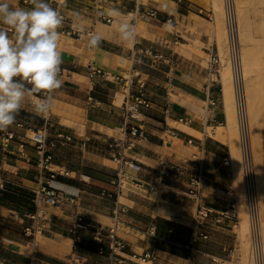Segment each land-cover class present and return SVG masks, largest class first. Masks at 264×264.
<instances>
[{
  "label": "crops",
  "instance_id": "obj_1",
  "mask_svg": "<svg viewBox=\"0 0 264 264\" xmlns=\"http://www.w3.org/2000/svg\"><path fill=\"white\" fill-rule=\"evenodd\" d=\"M58 1L61 12L71 24L85 31H104V40L99 47L90 48L87 36L76 39L60 35L58 50L62 53L61 65L66 76L62 78V87L51 94L50 110L43 116L35 114L34 99L29 98L20 111L41 120V126L34 125L36 130L48 132V126H56L72 134L73 142L80 144L83 152L82 162L72 166L69 161L61 159L60 149L54 148L51 165L68 170L70 174L58 175L49 181L39 165L41 153L38 149L31 144L20 147L27 128L16 124L8 128L16 135L6 150L1 148L4 139L3 131H0V258L5 259L0 264L30 262L32 249L23 229L32 221L25 215L35 211L34 191L42 183L78 196L82 215L104 226H109V221L111 223L115 206L124 208L118 232L129 246L130 257L147 251L155 253L152 260L142 264H231L221 254H211L206 246L207 240L199 243L200 253L194 261L189 260L191 251L187 247L196 210L195 202L186 194L191 171L186 168L184 172L167 178L163 184L158 182L161 160L181 163L196 155L203 170L202 191L215 212L225 210L229 201L217 192V188L234 190L235 187L230 147L227 142L209 134L210 129L224 125L227 120L224 88L209 82V67L193 70L189 60L177 56L174 34L167 29L168 16L175 17L179 9L182 16L189 14L198 3L181 0L179 5L177 0H148L146 5L142 0L147 7L160 11L158 19L147 20L142 16L143 7L130 0ZM9 2L16 7H31L21 0ZM98 5L115 8L124 15L129 11L135 15L132 19L135 29L140 27L142 34H137L133 44L121 43L113 25L96 20L93 10ZM205 44L207 54L216 52L215 44ZM140 47L171 56L172 62L168 64L146 58L138 54ZM90 64L115 75L129 77L135 74V81H146L152 100V107L143 115L145 138L137 139L130 153L142 164L143 171L136 173L125 168L121 188L114 184L119 181V166L111 159L109 142L124 123L125 113L120 100L114 99V93L121 90L123 83L102 77L92 79ZM211 100L217 101V107H212ZM80 174L90 176L89 183L81 180ZM133 179L140 183L133 184ZM154 185L159 189H152ZM103 191L113 192L114 198L103 197ZM235 198L237 201L236 194ZM159 208L165 210L167 216L160 214ZM48 211L51 223L38 236L39 247L35 254L38 264H72L73 252L86 258L81 264H105L106 258L98 253L90 234L83 231L77 236L71 234L74 208H49ZM228 226V223H211L208 227L209 241L220 245V252H225L235 237ZM132 260L140 262L138 258Z\"/></svg>",
  "mask_w": 264,
  "mask_h": 264
},
{
  "label": "built area",
  "instance_id": "obj_2",
  "mask_svg": "<svg viewBox=\"0 0 264 264\" xmlns=\"http://www.w3.org/2000/svg\"><path fill=\"white\" fill-rule=\"evenodd\" d=\"M24 5L32 6L31 0H21ZM52 7L58 9L63 19L62 26L58 29L60 35L82 39L88 37V33L92 30H82L79 27L70 23L69 19L61 12L58 0H47ZM134 1L143 7L142 16L147 20H156L160 15V11L154 7H147L142 0ZM181 1V0H180ZM223 9L225 15V25L227 33L228 54L231 65V75L233 82V92L235 100V112L237 118V127L239 133V144L241 151L242 174L245 190V200L249 221V263L248 264H264V234L263 221L260 208V196L258 188L257 169L254 158L253 145L251 140V125L248 110V94L246 87V78L244 75L243 60L241 53V38H240V23L237 10L236 0H223ZM93 14L98 22L111 24L114 17L107 14L103 5H98L94 8ZM175 18L168 16L167 23H172ZM138 54L150 58L152 60H163L166 63L172 62L171 56H165L149 48L140 47L137 49ZM90 77H102L106 80L112 79L115 82L123 83L121 90L114 93V99L120 100V106L124 110V123L117 128V135L112 136L109 142L111 159L119 166L117 171L118 182H114L118 188H121V177L125 168H129L136 173L143 171V166L140 162L130 156V153L135 148L136 140L145 138V130L142 125L144 111L152 107V100L147 90V83L144 80L135 81V74L129 77L115 75L107 72L103 68L89 66ZM66 76V71L61 65L60 78ZM208 80L212 84L220 85L221 88V58L218 53L210 52V62L208 68ZM91 100V98H89ZM213 108L217 107L216 100H211ZM14 124L19 127L27 128V133L23 139L20 140V147L25 145H33L41 153L39 165L46 174L49 181L55 180L58 175L69 176L68 170H53L52 167V150L57 148L59 144L71 143L74 141L72 134L65 130H59L55 138L49 141L47 130L39 131L31 128V121L28 118H17ZM14 131H3L4 141L1 144L2 150L9 148V143L15 138ZM50 148L51 150H49ZM229 164V161L226 162ZM191 171L190 186L187 189V196L191 198L196 204L194 217L191 221V237L190 244L187 248L191 251L189 256L190 261H194L195 256L200 253L198 245L202 241L210 238L208 227L211 223L216 225L229 224L231 230L239 224V213L237 210V201L235 192L232 189L224 187L217 188V192L229 199L227 207L222 212H215L213 206L210 205L208 197L203 194L201 182L203 177V170L201 163L197 161V156H192L190 159L183 160L181 163L171 162L168 160L160 161L159 183L163 184L167 178L184 172V170ZM80 179L86 183L90 176L80 174ZM133 184H139L140 181L133 179ZM159 189V186H152V189ZM103 197L114 198L113 192L103 191ZM33 203L35 211L26 214L25 217L30 219L32 223L25 226L23 235L28 239V245L32 249V256L28 264H38L36 262L35 254L38 250V236L48 229L51 223V217L48 209L64 210L67 207L74 208L73 226L70 232L73 236H77L80 231L90 234L97 246L98 253L105 256V264H142L147 260H152L155 253L147 251L142 255L133 254L130 257L129 246L127 242L119 235V225L121 224V213L125 211L124 208L115 206L113 215L111 217V225L104 226L101 223L88 220L79 208L81 207L80 198L76 195H71L65 191L42 183L38 190L34 191ZM170 231H173L170 230ZM78 241V238H76ZM138 258L139 263H134L132 259ZM72 264H81L86 261V258L77 252H73L70 257ZM217 262V260H215ZM0 262H5V259L0 258Z\"/></svg>",
  "mask_w": 264,
  "mask_h": 264
},
{
  "label": "rangeland",
  "instance_id": "obj_3",
  "mask_svg": "<svg viewBox=\"0 0 264 264\" xmlns=\"http://www.w3.org/2000/svg\"><path fill=\"white\" fill-rule=\"evenodd\" d=\"M147 1L148 0H144V3L146 4ZM195 1L198 4L196 5L195 8L190 10L189 14L185 13V15L182 16L179 9L178 13L174 17L175 21L172 23H168L169 25L167 26V29L174 34L175 37L174 50L177 56L189 60L190 66H193V70L199 71V68L209 67L210 54H207L204 51V47H206L205 43L209 42L210 45L215 44L216 51H218L221 58V83L224 88V101L226 105L225 110L227 116V120L225 124L220 126L223 127L222 131L224 132V134L225 131L227 132V135L225 136L223 141L227 142L229 140L227 139V137H229L230 140L232 139L231 137L233 134L232 132H234L233 127L236 128V132L238 135L237 145L232 143L233 141L230 140L229 142L231 144L228 142L227 143L229 147H231L230 148L231 168L234 171V180H235L234 192L237 197L239 224L234 230L235 237H233V239L230 241L231 244L225 252H223L222 249H221L222 252H220L219 248L221 246L215 243L214 241H209L210 239L207 240L209 243L206 246L210 250L211 254L217 256L221 254L223 257L229 259L231 264H248L249 248H250L249 222H248L247 208H246L247 215L246 214H245L246 216L244 215V208L247 206H246L245 190L243 183L240 144L238 145L239 134L237 127L236 112H235L233 82L231 79V88L226 86L227 84L223 75V68H222L223 60L229 58L227 33H226L223 8H222L221 0H195ZM177 2L179 5L182 4L180 0H177ZM104 8L107 14H110L114 17L113 23L108 24V25H113L114 29H117L119 21L128 20L132 22V19L135 17V15L130 14L129 11L127 14L124 15L121 14L119 11H117L115 8L112 7L106 8V6ZM237 9L239 15V22H240V38H241L244 71L246 76L248 104H249V111L251 112V114L250 113L249 114L250 116L252 115V117H250V122H251V126L256 124V127L262 128L261 130L263 131H261V137L264 138L263 137L264 134H262V132L264 133V0H237ZM141 24H144V22H141ZM136 33L138 35L142 34V30L140 29V27H136ZM179 63H181V61ZM230 70H231V66H230ZM229 88L232 96L229 97L228 103L230 102L231 104H233V105L230 104L233 108L228 103H227L228 105L226 104L227 102L226 93L228 92ZM228 106L232 110L229 109ZM231 114H233V116ZM230 115L232 117H235L233 120L234 122L233 125H231L232 117ZM16 117L28 118L31 121V128L33 129H35L34 125L39 127L43 124L41 120H35L31 118V116H29L27 113H23L22 111H20ZM227 125L229 126L227 127ZM59 130L60 129L57 128L56 126L54 127L48 126L47 136L49 138V141L55 138V135ZM214 130L215 128L210 129L209 132L211 135H212V131ZM191 132L196 134L194 131ZM228 132H230L231 134ZM251 134H252V145H253L254 157L256 162L257 175H258L257 177L259 179V177L261 176L259 174H262L264 172V170H262L264 169V149L263 147L257 148L254 145L252 127H251ZM261 140L264 143L263 141L264 139ZM234 145H236L237 147ZM232 146H234L235 149H233ZM57 148L60 149L59 154L61 156V159L69 161V163L72 166H76L77 164H80V162H82L83 152L80 151V144L74 142L59 144ZM48 149L51 150L50 148ZM238 150H239L238 153L239 157H237L238 154L235 153L236 151L238 152ZM234 155H236L235 157L237 158L235 160L233 158ZM51 168L53 170L60 171V169L55 166H52ZM259 183L260 182H258V188H259L260 208L262 214L263 234H264V210H263L264 202L262 203L264 199H262L263 197L261 196L262 188L260 187ZM152 198H156V196L152 195ZM108 224L111 225L110 221Z\"/></svg>",
  "mask_w": 264,
  "mask_h": 264
},
{
  "label": "clouds",
  "instance_id": "obj_4",
  "mask_svg": "<svg viewBox=\"0 0 264 264\" xmlns=\"http://www.w3.org/2000/svg\"><path fill=\"white\" fill-rule=\"evenodd\" d=\"M30 8L0 0V131H7L26 99L33 98V111L46 115L52 93L62 87V53L58 50L64 17L47 0H31ZM123 44L133 43L134 23L121 20L117 27ZM102 33H88V46L99 47Z\"/></svg>",
  "mask_w": 264,
  "mask_h": 264
},
{
  "label": "bare ground",
  "instance_id": "obj_5",
  "mask_svg": "<svg viewBox=\"0 0 264 264\" xmlns=\"http://www.w3.org/2000/svg\"><path fill=\"white\" fill-rule=\"evenodd\" d=\"M236 2H237V0H236ZM221 4H222V8H223V0H221ZM238 10V9H237ZM223 13H224V9H223ZM224 18H225V15H224ZM240 23V22H239ZM108 29V28H107ZM106 31V30H105ZM106 32H108V31H106ZM99 33H102L103 34V36H104V31H99ZM145 37V36H144ZM77 46V45H76ZM181 46V45H180ZM241 53H242V48H241ZM242 60H243V57H242ZM222 68H223V75H224V78H225V80H226V86H228V87H230L231 88V73H230V59L229 58H227V59H224L223 60V63H222ZM243 68H244V64H243ZM244 75H245V71H244ZM245 78H246V76H245ZM225 84V83H224ZM230 88H229V90H228V92L226 93V104L228 103V101H229V97H231L232 96V94H231V92H230ZM174 99H175V97H174ZM176 100V99H175ZM234 102H235V100H234ZM229 105L231 104L230 102L228 103ZM227 104V105H228ZM231 105H233V104H231ZM230 105V106H231ZM226 106V105H225ZM232 107V106H231ZM228 108L229 109H231L229 106H228ZM233 108V107H232ZM229 109H228V111H229ZM232 110V109H231ZM230 110V111H231ZM248 110H249V104H248ZM226 111V110H225ZM227 111V112H228ZM231 113H233V112H231ZM249 113L251 114V112L249 111ZM230 114V113H229ZM250 114H249V117H252V115L250 116ZM232 116H233V114H231ZM230 115V116H231ZM231 116V117H232ZM235 116V115H234ZM230 117V118H231ZM234 118L235 117H232V119H231V121H232V124L231 125H233V120H234ZM229 120V119H228ZM252 120V119H251ZM230 125V124H229ZM229 125H227V127L229 126ZM250 125H251V122H250ZM252 127V133H253V138H254V145L257 147V148H262L263 147V149H264V143L262 142V140L261 139H264V138H262L261 137V131H263V130H261L262 128H260V127H256V124H254V125H252L251 126ZM222 128L223 127H215V130L214 131H212V136L215 138V139H222V140H224V138H225V136L227 135V132L225 131V134H224V132L222 131ZM226 129V128H225ZM232 129V128H231ZM233 130H234V132H232L233 134H232V139L230 140V138L229 137H227V139H229L230 141H233L232 143H234V144H236L237 145V137H238V135H237V132H236V128H234L233 127ZM232 130V131H233ZM229 131V130H228ZM231 131V130H230ZM228 133H230V132H228ZM209 134H210V132H209ZM231 134V133H230ZM239 134V133H238ZM262 134H264L263 132H262ZM211 136V135H210ZM263 137H264V135H263ZM229 140L227 141L228 143H230L229 142ZM251 140H252V134H251ZM264 141V140H263ZM226 144V143H225ZM231 144V143H230ZM236 145H234V146H236ZM238 145H239V143H238ZM234 146H232L233 147V149H235V147ZM254 146V147H255ZM237 147V146H236ZM231 148V147H230ZM256 148V149H257ZM232 149V150H233ZM255 149V150H256ZM234 151V150H233ZM257 151V150H256ZM235 153H239V150H238V152L236 151ZM236 155H234L233 156V158H234V160L235 159H237L236 157H235ZM237 157H239V154H238V156ZM255 158V157H254ZM234 162H236V161H234ZM255 164H256V162H255ZM262 170H264V169H262ZM260 173V172H259ZM264 173V172H263ZM262 173V174H263ZM262 174H259V175H261L260 177H259V181L258 182H260L259 184H260V187L262 188L261 190H262V199H264V174H263V176H262ZM258 176V175H257ZM264 201H262V203H263ZM263 206V205H262ZM264 207V206H263ZM165 208V207H164ZM246 208L247 207H245L244 208V215L246 214L247 215V213H246ZM264 210V209H263ZM262 210V211H263ZM160 214H162V215H166V211L165 210H163L162 208L160 209L159 208V211H158ZM167 213H168V211H167ZM169 214V213H168ZM245 215V216H246ZM167 216V215H166ZM249 222V221H248ZM245 225V224H244Z\"/></svg>",
  "mask_w": 264,
  "mask_h": 264
}]
</instances>
